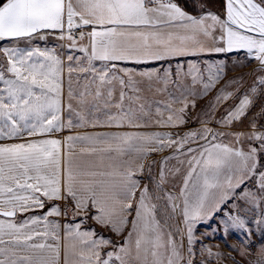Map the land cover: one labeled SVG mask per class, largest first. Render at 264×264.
<instances>
[{
    "label": "snow or ice",
    "instance_id": "snow-or-ice-1",
    "mask_svg": "<svg viewBox=\"0 0 264 264\" xmlns=\"http://www.w3.org/2000/svg\"><path fill=\"white\" fill-rule=\"evenodd\" d=\"M224 260L264 264V0H0V264Z\"/></svg>",
    "mask_w": 264,
    "mask_h": 264
},
{
    "label": "rangeland",
    "instance_id": "rangeland-1",
    "mask_svg": "<svg viewBox=\"0 0 264 264\" xmlns=\"http://www.w3.org/2000/svg\"><path fill=\"white\" fill-rule=\"evenodd\" d=\"M207 6H208V5H207ZM208 7H209V6H208ZM210 10H211V11H214V12H217V11H220V7H216V8H214V10H212V9H210ZM241 58H242V57H241ZM213 59H216V58H213ZM239 68H246V72H245V73H242L241 75L244 76L245 78H247L248 74L251 72V68H250V67H235L234 65L231 64V62H229V69H234V70H230V71L228 72V76L226 77L224 83H226L227 80L232 79V77H230V75H231L232 73H234L235 70H238ZM221 86H222V85H221ZM211 99H212V98H211ZM211 99H210V100H211ZM203 101H204V100H200V101H198V102H197V107H196L195 111L190 112V115H191L192 117H195V116L200 112L201 108L205 105V104H203V103H204ZM196 126H197V125H196L195 123H190L189 125H187L188 128H193V127H196ZM242 127L246 128V127H247V122H245V124H244ZM164 156H166V154H165ZM156 160H157V159L153 158V159L151 160V162H148V165L153 164L154 161H156ZM170 163H173V164H174L175 162L172 161V162H170ZM148 165H147V167H146V169H145V173H146V174H147ZM154 170H155V169H154ZM143 179L147 180V175H145V176L143 177ZM254 239H255V237H254ZM203 243H204V244H207L208 246H210V247L212 248L213 252H216V251H222V252H224L225 256H227V255L229 254V253H228V249H227V247L225 246L224 241H223L222 239H220V234H219V233L216 234L215 238H211V237H206V238H204V239H203ZM228 243H229V244L236 245V244H237V241L234 240V239H232L231 237H229V239H228ZM197 247H198V245H197ZM231 255H234V256H235L236 254H235V253H231ZM236 258H237L238 260L240 259V257H238V256H237ZM220 264H231V261H229V260H224V261H221Z\"/></svg>",
    "mask_w": 264,
    "mask_h": 264
},
{
    "label": "crops",
    "instance_id": "crops-1",
    "mask_svg": "<svg viewBox=\"0 0 264 264\" xmlns=\"http://www.w3.org/2000/svg\"><path fill=\"white\" fill-rule=\"evenodd\" d=\"M242 57V56H241ZM213 58H218L217 56H216V54H213ZM243 58V57H242ZM255 67V65L253 64L250 68H251V72H252V70H253V68ZM246 72V68H239L238 70H235L234 71V73H232L231 75H230V77H232V78H234V77H238V76H242L241 74L242 73H245ZM215 95V93H212L210 96H208L206 99H204V103L203 104H207V102L213 97ZM170 131L169 129H143L142 131ZM78 131H85V130H83V129H81V130H78ZM87 131H94L93 129H87ZM95 131H109V130H107V129H96ZM167 155L168 153L167 152H165V153H161V154H159V155H153V156H151L146 162H145V169H146V167H147V165H148V162H151V160L153 159V158H155V159H157V160H159V159H161L164 155ZM97 228H99L98 226H96ZM100 229V228H99ZM100 230H102V231H104L105 233H107L108 235H105V236H110V237H112L113 239H117L116 237H115V235L113 234V233H110V232H108L107 230H104V229H100Z\"/></svg>",
    "mask_w": 264,
    "mask_h": 264
},
{
    "label": "trees",
    "instance_id": "trees-1",
    "mask_svg": "<svg viewBox=\"0 0 264 264\" xmlns=\"http://www.w3.org/2000/svg\"><path fill=\"white\" fill-rule=\"evenodd\" d=\"M179 2L182 5H185L186 6V0H179ZM205 2L209 6L208 8L209 9H212V10H214V8H216V7H220V5H221V0H205ZM187 10L192 11L191 8H188ZM92 226L93 227H96V225H92ZM97 230L103 232L104 235H108L107 233H105L104 231L100 230L99 228H97Z\"/></svg>",
    "mask_w": 264,
    "mask_h": 264
}]
</instances>
